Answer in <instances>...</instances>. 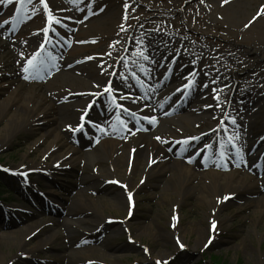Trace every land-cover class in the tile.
<instances>
[{"label": "rangeland", "instance_id": "1", "mask_svg": "<svg viewBox=\"0 0 264 264\" xmlns=\"http://www.w3.org/2000/svg\"><path fill=\"white\" fill-rule=\"evenodd\" d=\"M46 3L47 8L41 0L31 3L14 0L12 4L10 0H0V32L6 30V36L0 35V186L4 189L0 196V256L4 258L3 264H264V205L254 202L264 192L263 171L260 174L240 168L221 171V174H236L243 190L224 194L219 189L215 191L219 196L213 190H204L205 201L193 193L179 196L173 188L163 193L159 186L162 181L154 178L145 180L134 190L127 208L118 207L111 193L102 188L81 194V180L88 174L111 175L114 158L93 152L94 143L89 140L85 145L88 139L80 142L82 138L77 130L82 124L79 121L72 139L62 135L57 149L44 155L59 129L54 109L58 99L52 96V90L48 91L49 95L45 94L56 70L49 65L52 59L48 60L47 49L41 51L48 25L63 17L69 28L65 25L58 28L66 31L68 37L58 36V46L52 50L63 59L77 58L83 65L107 66L123 74L134 67L146 70L147 61L143 56L156 59L162 52L183 51L190 56L189 60L209 68L216 75V82L206 84L197 92L207 100L201 112L208 120L207 132L190 126L184 134L181 131L186 128L185 123L176 121L179 132L164 126L158 136L146 135L142 141L144 152L150 143L162 144L165 164L176 172L179 169L175 161L185 160L188 153L207 144L202 136L213 132L212 125L229 121L230 126L233 120L235 123L246 120L250 111L257 110L260 125L264 126V103L245 108L244 104L240 105L243 100L234 98L236 93L249 88L264 90V30L240 33L236 24L219 9L217 0H46ZM2 5H5L3 9ZM95 19L108 22L104 31L88 28ZM122 24L127 28L124 33L119 30ZM23 33L26 35L20 37ZM29 34H35L37 41H30ZM76 37L80 41L68 40ZM16 39L19 42L14 43ZM6 43L11 49V60L4 57ZM77 48L84 50L76 52ZM37 52L46 63L38 66L32 78L26 80L23 68ZM185 75L168 79L165 86L184 93ZM40 86L44 88L43 93ZM34 89L38 91L34 93ZM69 89L76 87L69 85ZM220 92V98L229 94L239 111L230 110L227 100L213 99ZM39 93L47 104L53 105L50 117L42 122L33 119L35 105L31 102L41 97ZM28 96L30 110L24 112L20 106L26 104ZM113 97L117 100L115 96L110 99ZM194 103L190 102L176 116L186 114ZM144 108L152 114L155 111L153 104ZM87 114L88 110H84L75 118L98 125ZM84 127L91 132L90 124ZM245 129L249 134L256 131L249 126ZM164 134L182 138L179 141L182 144L171 148L169 142L163 145L165 140L156 137ZM116 136L105 139L118 138L123 143H110L106 149L127 151L134 136L130 133ZM78 147L81 150L78 149L76 160L65 158L71 148ZM145 155L137 156L133 164L143 163ZM216 166L226 169L222 160ZM202 172L199 169L198 173ZM137 174L132 175L134 180ZM165 176L168 178L169 174ZM211 179L224 182V177L207 175L193 177L192 185L209 186ZM101 186L112 189L115 185L102 181ZM178 201V215L170 216L171 206ZM210 204L218 205L215 218L210 216ZM78 220L89 223L80 224ZM68 222L78 226V230L68 232L65 226ZM201 228L205 232L198 236ZM180 229L187 232L180 233Z\"/></svg>", "mask_w": 264, "mask_h": 264}, {"label": "bare ground", "instance_id": "2", "mask_svg": "<svg viewBox=\"0 0 264 264\" xmlns=\"http://www.w3.org/2000/svg\"><path fill=\"white\" fill-rule=\"evenodd\" d=\"M12 1L14 0H10L11 4ZM217 4L227 19L231 23L236 24L240 33L245 32L248 34V32L254 33L255 31L264 30V0H217ZM4 6L2 5L1 9ZM58 25H65L69 28L63 17L54 19L48 25L47 33H44L46 42L41 43L43 50L46 48L50 56L55 57L49 65L51 69L56 70V74H53L52 80L50 79L51 82L48 85L49 87H46L45 94L49 95L48 91L52 90V96L58 99V103L55 105L57 107L54 109L58 117L57 127L59 129V133L53 137L44 155L46 156L57 149L56 147H58L62 135H66L72 139L79 121L82 124V127L77 130V134L82 138L79 139L80 142L83 143L84 139H88L85 141V145L88 144L89 140L94 143L95 149L93 152L114 158L111 166L113 167L111 175L108 176L102 173L96 175L88 174L81 180V187L79 188L81 194L102 188L104 192L108 191V193H111L112 198L117 201L116 205L118 207L121 209L123 207L127 208L130 206V197L133 196L134 190H137L145 180L154 178L162 181L159 186L163 193L173 188L179 196L193 193L205 201L204 190L209 192L213 190L214 193L216 190L221 189L223 193L225 192L224 194H228L229 192L236 193L243 190V184L236 174L233 175V172L221 174V171H232L233 168H240L244 171L248 169L253 173L259 174L263 171L264 174V126L260 125V114H258L257 110L250 111L246 120H241L233 125L228 126L229 121L223 125H212L211 130L213 132L202 136V138L207 139V144L197 148L193 153H188L184 157L185 160L175 161V166L179 169L176 172L169 170L166 166V153L162 144L158 142L150 143L145 152L141 150L143 146L142 141L146 138V135L158 136V132L164 126H168L169 129L174 130L173 132H179L180 129H177L174 124L176 121L185 123L186 128H183V131H181L184 134V131H188L190 126H193L196 130L204 128V131L207 132L206 129L208 128L206 125L208 124V120L201 114L207 100L203 99L202 95L197 92L199 88L204 87L206 84L210 83L211 85V83L216 82L214 78L216 75L211 73L208 70L209 68H205V66L194 63L193 60H189L188 57L190 56L183 53V51L162 52L156 59L153 56L146 60V70L134 67L123 71V74L116 72L114 68L107 69V66L98 67L95 65L89 67L79 63L77 58L70 60L69 57H66L63 59L59 54L52 51L58 46V36L63 35L66 38L68 37V35L66 36V31L58 28ZM106 26H108L106 20L95 19L91 20L88 28H92L94 31H104ZM53 29L55 30L53 31ZM126 29V24H122L119 30L124 33ZM0 35L6 36V30L1 31ZM25 35L26 33H23L20 37H24ZM29 36L30 41H37L38 39L35 34H29ZM68 40L73 43L80 41V38H68ZM16 42H19V39L14 41V43ZM3 46L5 49L4 57L11 60V49L7 47V43ZM262 47V51L264 52V46ZM74 50L82 52L84 48ZM182 73H186L183 78L184 82L187 85L193 82V87L189 88L186 85L182 89L184 91L182 93L172 86L168 88L165 86L168 79L178 77ZM137 78L140 81L139 84L137 83ZM69 85L75 86L76 89L70 90ZM109 85V92H105V87ZM40 89H42L40 91L43 93L44 88ZM37 91L36 89L33 90L34 93ZM39 94L41 97L35 98L31 102L35 105L33 119L42 122L47 117H50L53 105L47 104L42 94ZM221 95L220 92L218 99L217 97L213 99L216 101L227 100L226 104L230 106V110L239 111L237 103L233 100L230 101L231 97L229 94L223 98H220ZM110 96L117 97V100L113 101L112 98L110 99ZM121 97L124 98L121 99ZM234 98L236 100H243V102L238 103L240 105L244 104L245 108L254 106L256 103L263 105L264 90L249 88L242 92L239 91L234 95ZM30 100L31 97L28 96L26 104L20 106V109H23L24 112L26 110L29 112L30 105L27 102ZM192 101L195 102L193 108L188 109V112L180 115V117L176 116L185 107L187 109L189 103ZM147 104L154 105L155 111L153 114L145 111L144 106ZM116 105H120V107ZM84 110H88L87 115H90L92 121L97 122L100 126L91 124V120L75 118V115ZM148 117L155 118L156 122L154 124L151 123ZM89 124L92 126L91 132L84 127ZM248 126L256 131H252L249 134L245 129ZM118 133L127 136L130 133L134 136L130 140L131 146L123 153L117 152L114 148L106 149L110 143L115 144L116 142L117 145L123 143L122 141L119 142L118 138L117 140L105 139L107 137L116 138V134ZM162 137L160 139L162 141L165 140L163 145L169 142L168 146L170 148L182 144V142L179 143L182 138L178 140L165 134ZM78 149L81 150L79 147L75 149L71 148L65 158H69V161L76 160L77 153H79ZM237 149L240 150L239 153ZM143 153L146 154L145 157L143 156L145 158L144 162L140 165L139 163L137 165L133 164L135 158L137 159V156ZM220 160L225 163V170L216 166ZM238 164L239 167H237ZM199 169H203L204 172L198 173ZM135 173L138 174L134 180L132 175ZM167 174H169L168 178L165 176ZM207 175L213 178L224 177V182L221 183L220 181L211 179L212 184H209V186L206 183L198 188L192 185L193 177H204ZM102 181L111 185L113 183L115 186L112 189L102 187ZM122 185L123 188L120 187ZM216 196L219 195L216 193ZM132 200L134 201L135 198L132 197ZM254 202L258 205H264V192L262 193V197ZM179 206V201L171 206L170 216L178 215ZM209 207L210 216L212 218L217 216L218 205L214 206L210 204ZM77 222L80 224L89 223L88 220H78ZM65 226L68 232L78 230V226L71 222L66 223ZM178 232L185 233L187 231L180 229ZM204 232L205 229L201 228L198 231V236L203 235ZM3 262L4 258L0 256V264H3ZM70 263L72 262L70 261Z\"/></svg>", "mask_w": 264, "mask_h": 264}, {"label": "snow or ice", "instance_id": "3", "mask_svg": "<svg viewBox=\"0 0 264 264\" xmlns=\"http://www.w3.org/2000/svg\"><path fill=\"white\" fill-rule=\"evenodd\" d=\"M22 2L23 3H31L32 2V0H22ZM41 2L44 4V6H45V8H47V3H46V0H41ZM55 29H53V31H54ZM41 51H43V48L41 49ZM21 55H23V54H21ZM49 58H51V59H55V57H49ZM143 59L144 60H148L149 59V57L148 56H143ZM46 63V60H45V58L44 57H42L41 56V54H40V52H37V53H35L34 54V56L31 58V59H28L27 61H26V66L23 68V72L24 73H26L27 75H25L24 76V79H30V78H32V73H33V71H35V70H37L38 69V66H42V65H44ZM193 75H195L194 73H193ZM137 83L139 84L140 83V81H139V79L137 78ZM194 86V83L193 82H190L189 83V85H187V87H189V88H191V87H193ZM206 86V85H205ZM109 88H110V85L109 86H106L105 87V92H109ZM109 94H111V93H109ZM124 97H121V99H123ZM115 98L113 97V100H114ZM217 99H218V97H217ZM117 107H120V105H116ZM217 106H219V104L217 105ZM148 119H150V121H151V123H155L156 121H155V118H152V117H148ZM232 123H235V121L233 120L232 121ZM156 139H160V137H156ZM206 147H208V146H206ZM239 149H237V152L239 153ZM241 159H242V157H241ZM237 167H239V164L237 165ZM181 247H183V245H181ZM157 264H159V262H157ZM165 264H166V262H165Z\"/></svg>", "mask_w": 264, "mask_h": 264}, {"label": "trees", "instance_id": "4", "mask_svg": "<svg viewBox=\"0 0 264 264\" xmlns=\"http://www.w3.org/2000/svg\"><path fill=\"white\" fill-rule=\"evenodd\" d=\"M3 192H4L3 186H0V196H2Z\"/></svg>", "mask_w": 264, "mask_h": 264}]
</instances>
